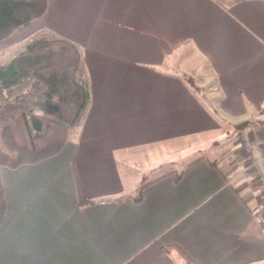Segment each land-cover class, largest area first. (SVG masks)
Returning a JSON list of instances; mask_svg holds the SVG:
<instances>
[{
	"label": "crops",
	"instance_id": "1",
	"mask_svg": "<svg viewBox=\"0 0 264 264\" xmlns=\"http://www.w3.org/2000/svg\"><path fill=\"white\" fill-rule=\"evenodd\" d=\"M46 5L0 52L72 43L89 101L58 155L0 167V264H164L163 247L173 264H264L261 187L242 152L264 126L231 136L226 123L264 111V0ZM255 156L264 168V145Z\"/></svg>",
	"mask_w": 264,
	"mask_h": 264
},
{
	"label": "trees",
	"instance_id": "2",
	"mask_svg": "<svg viewBox=\"0 0 264 264\" xmlns=\"http://www.w3.org/2000/svg\"><path fill=\"white\" fill-rule=\"evenodd\" d=\"M46 8V0H0V43L41 18ZM80 62L72 43L52 39L33 41L0 66V167L15 170L62 151L69 140V128L79 120L89 101L88 90L79 79ZM254 124L264 126V119ZM144 175L135 201L140 200V191L146 185ZM180 177L177 175L176 180ZM91 202L80 196L81 207ZM5 210L0 177V227ZM174 248L160 249L164 264H173L169 252Z\"/></svg>",
	"mask_w": 264,
	"mask_h": 264
},
{
	"label": "built area",
	"instance_id": "3",
	"mask_svg": "<svg viewBox=\"0 0 264 264\" xmlns=\"http://www.w3.org/2000/svg\"><path fill=\"white\" fill-rule=\"evenodd\" d=\"M262 145H264V135L259 139L247 140L242 145V152L248 162H246L248 165L247 169L249 172L256 174V179L261 187V191L258 195L260 213H263L264 207V168L255 156V149L260 148Z\"/></svg>",
	"mask_w": 264,
	"mask_h": 264
},
{
	"label": "rangeland",
	"instance_id": "4",
	"mask_svg": "<svg viewBox=\"0 0 264 264\" xmlns=\"http://www.w3.org/2000/svg\"><path fill=\"white\" fill-rule=\"evenodd\" d=\"M28 45V44H27ZM4 46V45H3ZM26 49V47H24V43L23 44H19V45H16V46H12L10 48H7V50L5 49L4 52H0V64H4L5 62H9L11 61L12 58H14L15 56H17L18 54L22 53L24 50ZM7 64V63H6ZM260 119H264V116L262 117H258L257 115H255L254 113H249L248 117H246V119L242 120V119H237V118H234L232 119L233 121L230 122V121H226L231 123V125H233V123L235 125L240 126V124H244V123H254L256 122L257 120H260ZM249 126V125H248ZM232 128L233 132L230 133L231 136H234L235 133L239 130L235 129L234 127L232 126H229ZM68 135H69V132H68ZM70 136V135H69ZM70 138V137H69ZM233 138V137H232ZM221 147L218 148V153L220 155H223L224 153H226V147L225 146H222L220 145ZM205 157L210 159L212 158V152L210 150L206 151L204 153ZM226 157V156H225ZM248 163V162H247ZM225 166H222V169L224 168ZM6 168V167H5ZM11 170V169H10ZM3 225V224H2ZM173 261L175 262V264H181L182 262L180 261V259L178 258V260H175L173 259Z\"/></svg>",
	"mask_w": 264,
	"mask_h": 264
},
{
	"label": "water",
	"instance_id": "5",
	"mask_svg": "<svg viewBox=\"0 0 264 264\" xmlns=\"http://www.w3.org/2000/svg\"><path fill=\"white\" fill-rule=\"evenodd\" d=\"M247 123H245L244 125H246ZM238 128H241V126H239Z\"/></svg>",
	"mask_w": 264,
	"mask_h": 264
}]
</instances>
